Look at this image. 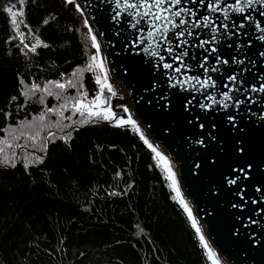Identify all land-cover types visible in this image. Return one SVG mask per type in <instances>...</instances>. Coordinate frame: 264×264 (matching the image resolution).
<instances>
[{"label":"trees","instance_id":"obj_1","mask_svg":"<svg viewBox=\"0 0 264 264\" xmlns=\"http://www.w3.org/2000/svg\"><path fill=\"white\" fill-rule=\"evenodd\" d=\"M13 2L18 7L19 0ZM8 3L0 0V106L18 92L19 79L43 85L61 73L91 98L98 88L94 75H72L95 51L79 14L64 0H25L14 33L2 11ZM20 33L35 52L18 51ZM9 35L17 39L8 43ZM56 103L46 100L48 106ZM39 107L21 110L17 119H30ZM73 119L66 141L52 129L57 138L38 153L40 162L27 169L23 159L15 167L0 166V264H210L187 214L172 199L170 182L139 137L130 128Z\"/></svg>","mask_w":264,"mask_h":264},{"label":"snow or ice","instance_id":"obj_2","mask_svg":"<svg viewBox=\"0 0 264 264\" xmlns=\"http://www.w3.org/2000/svg\"><path fill=\"white\" fill-rule=\"evenodd\" d=\"M107 2L111 8L109 19L113 23L120 21L121 24L127 22L130 25L136 33L133 46L142 47L143 51L156 61L154 67L160 70L168 87L192 96V99L187 97L184 99L183 107L186 112L189 108L195 112L196 107L201 112L224 111L226 120L234 126L236 117L232 114L233 108L240 109L245 105L264 103V64H261L259 70L253 71L257 61L249 55L253 43L259 42V50L255 55L264 60V0H107ZM64 4L70 5L79 14L82 25L91 38V48L95 50L85 67L74 71L72 75L77 76L80 71L95 73L98 70L99 74L94 76V83L98 88L89 98L88 93L83 90V85L74 79L65 80L64 73L60 74L59 80H47L43 85L19 79L18 92L11 95L4 106H0L2 125L0 145H3L0 147V153H4L0 156V166L15 167L16 161L23 159L24 167L27 169L29 164L40 162L43 157L38 153L41 149L46 153L49 143H54L57 138L52 130L54 127L64 133L59 139L66 141L71 138V133L65 129L72 128L76 123L73 116L79 118L81 125L104 123L125 130L130 128L154 154L153 159L158 161L157 166L161 162L164 164L167 173L165 178L170 181L169 187L175 193L172 199L187 214V220L195 230L207 260L210 264H220L216 252L209 246L191 208L181 195L168 158L145 136L140 122L130 114L126 105H111L110 100L116 97L117 93L109 82L105 59L101 55V46L97 40V36H102L103 33H93L88 14L85 12L89 5L78 0H64ZM113 4L114 7H111ZM24 6L25 0H19L18 7L17 3L9 0L2 8L10 18L14 33L17 32V17L24 15ZM95 22L93 17L92 23ZM24 26L28 27L27 24ZM14 39L17 37L9 35L6 42L10 43ZM19 44L22 47L18 51H36L35 45L30 46L24 42L23 33L19 35ZM189 48L197 51H189ZM245 72L252 77L251 80L247 79ZM69 89H74L76 94L66 95ZM257 95L260 96L259 101L256 99ZM50 97L55 98L57 102L55 105L46 104ZM161 99L166 100V97L161 96ZM32 105L40 106L35 115L30 119H17L21 110ZM117 108L122 110L123 116L116 111ZM65 110L71 115H64ZM53 116L57 118L55 121L50 119ZM199 119L200 115L197 113L188 119V123L194 124V121ZM194 126L205 127L203 123ZM22 139L26 143H20ZM37 141L40 142L39 145ZM27 142L31 143L30 151ZM195 143L203 145L204 141L198 139ZM29 156L32 157L31 160ZM246 167L251 169L252 165L247 164ZM238 171L244 173L242 179L248 178V173L243 167ZM227 183L236 184L239 188V180L236 178L227 180ZM243 191L240 188L237 194ZM255 191L262 193L260 187ZM241 200L243 201V196ZM251 203L257 204V200L252 199ZM243 206V203L232 205L234 208ZM256 211L259 212L261 209ZM83 255L84 253H81V256Z\"/></svg>","mask_w":264,"mask_h":264},{"label":"water","instance_id":"obj_3","mask_svg":"<svg viewBox=\"0 0 264 264\" xmlns=\"http://www.w3.org/2000/svg\"><path fill=\"white\" fill-rule=\"evenodd\" d=\"M78 2L89 5L85 12L94 34L103 33L97 40L108 70L124 91L111 99V105L124 104L129 110L131 106L146 137L174 162L181 191L213 250L225 264H264V103L233 108L234 126L228 123L224 111L201 112L196 107L195 112L192 108L186 112L184 99L192 96L168 87L154 67L156 61L142 47L133 46L136 33L130 25L109 19L107 0ZM258 50L259 42H254L249 53L257 61L253 71L264 64L255 55ZM245 76L252 79L247 72ZM256 99L259 101L260 96ZM116 111L124 115L121 109ZM197 113L200 119L189 124L188 119ZM199 123L205 127L194 126ZM198 139L204 144L195 143ZM242 167L247 179H242L244 173L238 171ZM233 178L239 180V188L227 183ZM257 187L262 193L255 191ZM240 188L244 191L238 195ZM252 199L257 204H252ZM240 203L243 208L232 207Z\"/></svg>","mask_w":264,"mask_h":264},{"label":"rangeland","instance_id":"obj_4","mask_svg":"<svg viewBox=\"0 0 264 264\" xmlns=\"http://www.w3.org/2000/svg\"><path fill=\"white\" fill-rule=\"evenodd\" d=\"M93 33H94V31H93ZM25 36V38L27 37V34H25L24 35ZM99 43V42H98ZM101 55L104 57V55H103V52H102V49H101ZM105 59V58H104ZM105 68L107 69V71H108V78H109V82L112 84V86H113V89H114V91L117 93V94H119V93H121V92H119V91H122V89H121V87H119V85H118V83L116 82V81H114V79H113V77L111 76V74H110V72H109V70H108V67H107V64H106V61H105ZM83 71H80L79 72V75H77V76H75V78L77 77H80L81 76V73H82ZM94 76L96 75V74H99V72H98V70H96L95 71V73H92ZM113 98V97H112ZM111 98V99H112ZM110 103H111V100H110ZM131 109V108H130ZM123 113V112H122ZM130 114L135 118V115H134V113L133 112H131V110H130ZM142 132H143V130H142ZM144 133V132H143ZM145 134V133H144ZM146 136V135H145ZM148 138V137H147ZM149 139V138H148ZM150 141V140H149ZM152 143V142H151ZM154 145V144H153ZM155 146V145H154ZM158 150H159V148H158ZM161 151V150H160ZM162 152V154L163 155H165L167 158H168V160H169V162H170V166H171V169H172V171L175 173V178H176V181H177V185H178V187H179V189H180V192H181V195H182V197L184 198V200L186 201V203L189 205V207L191 208V206H190V204L188 203V201L186 200V197H185V195H184V193L181 191V187H180V185H179V182H178V178H177V171H176V166H174L175 164H174V162H172V160L166 155V154H164V152L163 151H161ZM156 163H157V165H158V161L156 160ZM159 167L161 168V170H162V172H163V174H164V176L166 177V175H167V173L165 172V166H164V164L161 162L160 164H159ZM169 181V180H168ZM170 182V181H169ZM174 195H175V193H174ZM191 210H192V208H191ZM192 213H193V210H192ZM193 216L195 217V215H194V213H193ZM196 218V217H195ZM197 223H198V221H197ZM198 226H200L199 225V223H198ZM201 227V226H200ZM202 229V228H201ZM202 233H203V235L205 236V239H206V241L208 242V244H209V246L213 249V247H212V245L210 244V242H209V240H207L208 238L206 237V235H205V233H204V231H203V229H202ZM213 251H215V250H213ZM217 254V253H216ZM217 258L220 260V264H225V262L218 256V254H217Z\"/></svg>","mask_w":264,"mask_h":264},{"label":"bare ground","instance_id":"obj_5","mask_svg":"<svg viewBox=\"0 0 264 264\" xmlns=\"http://www.w3.org/2000/svg\"><path fill=\"white\" fill-rule=\"evenodd\" d=\"M119 92H124V91H119ZM130 108H131V109H130V110H131V112H133V110H132V107H131V106H130Z\"/></svg>","mask_w":264,"mask_h":264}]
</instances>
